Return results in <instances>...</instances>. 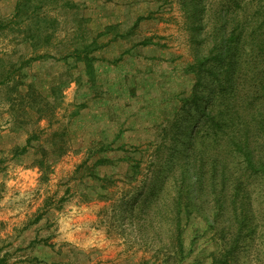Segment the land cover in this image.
<instances>
[{"label": "rangeland", "instance_id": "374dc122", "mask_svg": "<svg viewBox=\"0 0 264 264\" xmlns=\"http://www.w3.org/2000/svg\"><path fill=\"white\" fill-rule=\"evenodd\" d=\"M127 1L30 0L15 17V9L8 11L11 1L0 0V259L39 264L38 258L50 257L69 264L76 256L81 264H165L171 258L172 264L182 222L188 256L181 264H212L213 255L235 245L228 264H264V179L247 169L233 144L249 143L256 160H264V63L251 56L247 37L255 28L264 32V0H237L239 6L201 0L206 12L197 20L199 54L213 48L219 12L230 10L226 32L234 19L244 32L238 72L231 70L228 79L222 74L214 98L204 92L200 101L214 119L185 104L197 81L190 0H160L152 12V0ZM105 3L112 20L126 24L116 26L110 39L101 28L111 18L96 10ZM131 9L142 15L139 23ZM148 39L151 44H140ZM93 42L107 54L92 52L98 62L90 82L83 63L74 67V58L63 57ZM205 83H213L212 76ZM114 134L103 151L98 137ZM61 148L68 152L57 158ZM104 157L110 163L95 167ZM216 165L224 178H213ZM93 169L108 181L106 188L90 176ZM183 169L204 175L200 188L183 193L190 199L178 217L173 199ZM75 199L92 204L95 245L81 248L56 238L57 212ZM51 233L53 250L42 244Z\"/></svg>", "mask_w": 264, "mask_h": 264}, {"label": "trees", "instance_id": "16d2710c", "mask_svg": "<svg viewBox=\"0 0 264 264\" xmlns=\"http://www.w3.org/2000/svg\"><path fill=\"white\" fill-rule=\"evenodd\" d=\"M30 0H19L16 4V8H15V14L14 16H18L20 15L21 12V8L26 5L27 2H29ZM234 4H236L237 6H239L237 0H234ZM190 15L189 17L192 18V31L193 36H192V41L196 44L197 43V47H196V66L191 67V69L194 71V73L196 74L197 77V81L196 84L194 86L192 95H191V100H187L185 102L186 105H192L189 108L190 109H197L205 118H213L212 117V113L211 111L208 109V107L202 108L201 106V102L203 101V99L206 97L205 93L208 92V98H211L215 96L216 94V90L213 88L214 86H217V84L221 83V75L224 74L226 76V78L228 79L230 74H231V70L237 71V69L239 68V63H238V59L236 58L237 55L240 52V40L243 37V28L240 26L239 22L234 19V25L231 31L226 32L224 29L225 27L227 28V25L231 24V21H229V19H226V17L229 16V11H222L219 12V14H217V22L221 25V29H216L213 32V35L211 37L212 42H213V48L212 50H210V54H204L201 55L199 53L200 52V43H202L199 39H198V35L195 33L197 32L198 28H200L198 25L201 23H197V20L200 19L201 21V14L204 15V13L206 12V8L204 6L201 5V0H190ZM143 19V17H139L136 20V23H139L141 20ZM232 21V22H233ZM236 22V23H235ZM256 30V31H255ZM254 31H252V33H250L249 35H247L248 38H250V42L252 44V49H251V56L255 57L256 59H260L261 61L264 63V32H261L259 29L255 28ZM259 32H258V31ZM246 35V34H245ZM152 40L148 39L147 41H143L142 45H148L151 44ZM96 42H93L92 44H89L86 46L85 50L80 51L77 55H68L66 57H63L64 59H68V58H74V61L72 63V66L76 67V63H83L84 64V68H85V74L89 77V81L93 82L94 77L96 75V69H95V63L98 61V59L92 54V52H95L97 50H99L100 48H102L103 46L98 44ZM96 46V47H94ZM90 48V49H89ZM89 49V50H88ZM92 54V55H91ZM47 55H43V56H38L36 58H31L29 59V63L31 61H36L42 58H45ZM70 63V64H71ZM238 72V71H237ZM212 76L213 78V83H211L210 85L208 83H205L206 77H210ZM73 78V77H72ZM72 80V79H70ZM69 80V81H70ZM77 82V79H74ZM68 82H64L60 85L59 89L62 88L63 86H68L69 84ZM221 86V85H219ZM55 88V89H54ZM52 89V92L55 93L56 88L54 87ZM223 88V87H221ZM205 92V93H204ZM44 98V97H43ZM45 99V98H44ZM47 100H49L48 98H46ZM48 106H52L53 103L52 101H46ZM185 105V106H186ZM184 106V107H185ZM188 108V109H189ZM186 107L183 109L185 110ZM214 119V118H213ZM31 142V139H29ZM29 142V143H30ZM103 147L101 149H103V151H107L109 150V147L111 145V141H106L103 140ZM28 143V145H29ZM243 141H238L236 142L235 139H233V144H235L236 147V151L243 157L244 159V163L247 166L248 170H251L252 172H255L257 174H261V177L264 179V160L262 161H257L256 158V150L254 149V147H252L249 143L243 144ZM107 145V146H106ZM122 148V147H121ZM27 151V146H25V148L20 149V152L24 153ZM68 151L64 148H61V151L57 153V158L64 156ZM127 158V157H126ZM261 160V159H260ZM110 163V161L107 158H101L99 160H97L95 162V167L98 166H102V165H106ZM134 168V169H133ZM137 168L138 165L134 166V167H130L129 172H128V178L130 179V182L135 181L136 177L138 175L137 173ZM201 170H203L202 167H200ZM136 169V170H135ZM213 170V178H215L216 174L222 176V178H224L226 176V173L224 171H221L218 166L216 165L215 167L212 168ZM189 169H183V178H182V185L179 187V190L177 192L178 195H176L173 199L174 201V207H175V212L178 217H181L182 213H183V201L185 199H190L188 195H186L185 199H184V195L183 193L185 192H189L190 194L198 189L199 184L202 185L203 184V178L202 176L204 175V173H202V171L198 170V171H192ZM90 176L95 180V181H99L103 183V186H105V182L106 181L104 178L102 177L98 172H96L95 169L92 170V172L90 173ZM96 186V185H95ZM96 187H94L95 190ZM106 188V186H105ZM200 188V187H199ZM95 198V197H94ZM188 201V200H187ZM189 205L188 203L186 204V208L188 210L187 214H189L191 216V211L189 210ZM182 222H177L178 226H179V231H178V235L179 237L177 238V243H178V249L179 251H172V255L174 256V264H181L182 262H184V260L186 259V257L188 256V251L185 250L184 248V244L182 241ZM177 226V227H178ZM52 229V228H51ZM40 230V229H39ZM55 231V229H54ZM55 233V232H54ZM53 233H51L50 235H47L48 237L44 238L42 244L43 246L45 245L46 247H49L50 249L52 248L53 245H51L50 243H48L49 239H51L53 237ZM194 242V241H193ZM55 247L52 248V250ZM74 250V249H73ZM235 250H237V245L234 246L233 249H226L224 250L222 253H220L218 256L213 255L212 256V264H228L229 260L236 255ZM75 251V250H74ZM56 252V254L58 255H62V253H58L57 251H53ZM60 255V256H61ZM35 258V257H34ZM69 259V258H68ZM39 264H58V261L55 260H50L49 258H38L36 260ZM84 261L81 259V257H76V256H72L71 259H69V264H81V262ZM171 258L165 260V264H171ZM172 262V264H173ZM6 263V259L3 257L2 259H0V264H5Z\"/></svg>", "mask_w": 264, "mask_h": 264}, {"label": "crops", "instance_id": "0c3cea01", "mask_svg": "<svg viewBox=\"0 0 264 264\" xmlns=\"http://www.w3.org/2000/svg\"><path fill=\"white\" fill-rule=\"evenodd\" d=\"M10 1H11V6L9 7L8 11L12 12L13 9H15L18 0H14V1L10 0ZM131 1L132 0H130L129 2H131ZM152 1H153L152 3H155V4H152V6L150 7L151 12L158 10V4H160V0H152ZM126 2H128V1L126 0ZM109 5L110 4H106V3L101 5L102 8H104L102 10L99 9V6L97 7V5H96V7H97L96 10H98L97 15H99L103 18L110 16L109 18H111V21L106 22L104 24V26L101 28L102 29L101 32L103 34V37L108 36V38L110 39L113 37V33H115L117 31L118 27H116V26L124 27V26H126V24L117 23L116 21L112 20L114 13H111L112 8H109L108 7ZM153 5H155V6H153ZM127 6H128V3H127ZM125 14L127 16H130V15L134 16L136 14V10L133 11L131 9L129 11L130 15L128 13H125ZM139 14L140 13L136 14L137 16L134 17L135 21L139 17H142V15L141 14L139 15ZM121 22H123V21H121ZM123 23H126V22H123ZM102 49H104V48H102ZM102 49H100V53L102 55L99 53L100 58L106 56L105 55L106 51L102 50ZM92 124L95 125V128L97 127L96 125H100L99 123H96L94 120L92 121ZM114 137H116L115 134L113 136L109 135V138H107V135H102V137L99 136L98 139L106 140V141H112L114 139ZM94 138H95L94 136H91V139H94ZM91 208H92V204L86 203V202L82 201V199H75L73 202H71L67 206L65 205L60 210V212H57L58 218L56 219V225H55L56 238L60 239L61 241L74 243L75 245H77L81 248L95 245L97 236H94V235L92 236V234L89 232L90 227L95 222V219H94L95 216H93V215L91 216V214H90L92 211ZM48 258L50 259V257H48ZM122 263H124V262H122ZM122 263H120V264H122Z\"/></svg>", "mask_w": 264, "mask_h": 264}]
</instances>
